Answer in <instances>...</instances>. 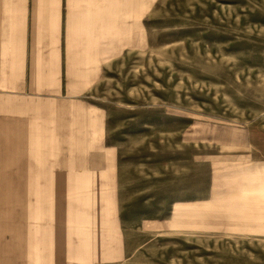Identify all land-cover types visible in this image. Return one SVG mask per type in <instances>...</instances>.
<instances>
[{"label":"rangeland","instance_id":"obj_1","mask_svg":"<svg viewBox=\"0 0 264 264\" xmlns=\"http://www.w3.org/2000/svg\"><path fill=\"white\" fill-rule=\"evenodd\" d=\"M83 2L87 116L0 117V264H264V0Z\"/></svg>","mask_w":264,"mask_h":264},{"label":"crops","instance_id":"obj_2","mask_svg":"<svg viewBox=\"0 0 264 264\" xmlns=\"http://www.w3.org/2000/svg\"><path fill=\"white\" fill-rule=\"evenodd\" d=\"M83 1L0 0V117L11 130L20 123L40 135L41 124L58 131L87 116L78 99L100 81L111 25Z\"/></svg>","mask_w":264,"mask_h":264}]
</instances>
